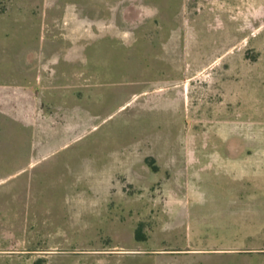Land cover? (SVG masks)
I'll return each instance as SVG.
<instances>
[{"label":"crops","instance_id":"crops-1","mask_svg":"<svg viewBox=\"0 0 264 264\" xmlns=\"http://www.w3.org/2000/svg\"><path fill=\"white\" fill-rule=\"evenodd\" d=\"M0 1L5 6L0 14V41L9 37L16 40L14 49L0 42V62H5L7 69V77L0 80V191L6 194L1 199L37 201L30 205L26 202L24 208L22 202L18 207L11 203L9 215L77 216L86 198H124L123 187L114 191L112 185L122 184L125 176L140 180V175L125 169L123 152L111 157L109 154L115 152H107L104 160L90 159L70 167L68 153L74 157L82 151H69L70 146L132 98L141 96V83H122L128 85L125 100L124 89L120 91L116 86L119 83L109 80L110 72L125 68L138 71L135 67L140 65L145 41L152 43L153 60H157L172 38L169 32L158 31L157 25L174 24L178 8L198 6L206 0ZM100 24L119 30L103 32L92 27ZM141 24L154 28L142 31ZM126 25L132 30L120 31ZM158 39L162 43L157 48ZM221 50L199 55H236L235 49ZM231 60L229 79L236 72ZM135 85L137 91L131 90ZM247 85L254 86L212 83L213 118L226 123L240 113H254L249 108L252 97L247 96ZM204 88L193 119H207ZM119 96H123L120 103ZM255 112L264 119V102ZM229 129L225 131L229 139L224 132L227 142L217 149L209 151L202 142L186 147L180 166L179 206L184 238L179 254L153 256L150 264H214L217 258L207 253L218 251L264 253L254 252L264 249V144L246 147L234 137L243 135L247 140V128L241 131L235 124ZM260 133L264 135L263 128ZM219 135L221 138V131ZM132 155L134 166L139 167L138 150L134 149ZM79 182L88 184L86 194L75 189ZM151 198L148 193L143 199ZM172 205H166L169 213ZM96 206L97 202L86 204L90 209ZM15 208H19L17 212ZM260 260L264 262L263 255Z\"/></svg>","mask_w":264,"mask_h":264},{"label":"rangeland","instance_id":"rangeland-1","mask_svg":"<svg viewBox=\"0 0 264 264\" xmlns=\"http://www.w3.org/2000/svg\"><path fill=\"white\" fill-rule=\"evenodd\" d=\"M4 11L5 6L0 1V14ZM176 16L174 24L157 25L158 31H167L172 37L164 45L165 54L154 61L152 43L145 41L140 65L135 67L139 72L128 68L110 72L109 80L119 83L116 86L120 91L124 89L125 100L128 85L122 83H141V96L132 98L107 121L72 142L69 151L82 150L76 156L68 153L70 167H78L90 159L104 160L107 152H115L109 157L117 151L123 152L125 169L129 173L137 172L140 180L136 176H125L122 184L112 185L114 191L123 187L124 198L99 201L86 198L77 216L9 215L11 203L18 207L22 202L24 208L26 202L30 205L37 201L3 200L1 197L6 194L0 191V264H150L153 256L179 254L184 238L179 216L180 166L186 147L202 142L209 151L217 149L216 146L227 142L229 133L226 132L235 124L241 131L247 128V140L243 135L234 137L240 143L246 147L264 144V135L260 133L264 119L255 112L256 106L264 102V87H257L264 83V0H206L198 6L178 8ZM95 26L103 32L119 30L110 25L92 27ZM149 28L153 30L154 25L141 24L142 31ZM131 30L127 25L120 29ZM0 42L12 49L16 46L12 37ZM161 43L158 39L156 47ZM216 48L222 52L235 49L236 55L230 58L224 54L219 57L199 55V52L207 54ZM230 59L236 67L231 79L228 78ZM6 70L5 62H0L1 81L7 77ZM230 82L253 83L254 86L247 85L246 90L247 96L252 97L249 108L254 113H240L225 123L214 119L211 113L212 83ZM136 85L130 89L137 91ZM203 88L207 119H193L197 103L202 101ZM122 97H118L119 103ZM224 132L227 139L223 138ZM249 133L252 136L249 137ZM90 148L98 149L91 151ZM134 149L138 150L142 168L133 164ZM87 185L79 182L75 189L86 194ZM148 193L152 198L143 199ZM58 202L61 205L62 201ZM90 202H97L96 209L86 208ZM147 203L151 206H144ZM169 203L175 204L170 213L166 207ZM63 204L66 208L67 202ZM151 216L157 219H150ZM193 236L191 240L195 239ZM205 244L210 247V243ZM174 250L177 252L171 253ZM261 250L264 249H254V252ZM207 254L217 258L214 264H264L260 260L261 255L264 256L262 252Z\"/></svg>","mask_w":264,"mask_h":264},{"label":"trees","instance_id":"trees-1","mask_svg":"<svg viewBox=\"0 0 264 264\" xmlns=\"http://www.w3.org/2000/svg\"><path fill=\"white\" fill-rule=\"evenodd\" d=\"M137 238V237H136ZM137 239H139V238H137Z\"/></svg>","mask_w":264,"mask_h":264}]
</instances>
